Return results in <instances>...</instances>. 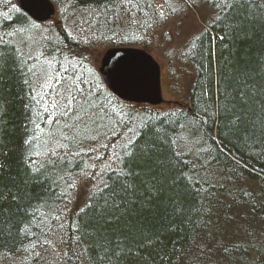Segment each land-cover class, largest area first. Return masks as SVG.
I'll return each instance as SVG.
<instances>
[{"label":"trees","instance_id":"1","mask_svg":"<svg viewBox=\"0 0 264 264\" xmlns=\"http://www.w3.org/2000/svg\"><path fill=\"white\" fill-rule=\"evenodd\" d=\"M50 1L36 24L0 0V263L264 264V0ZM203 1L168 52L186 104L114 98L94 48H149ZM103 137L115 163L73 207Z\"/></svg>","mask_w":264,"mask_h":264},{"label":"rangeland","instance_id":"2","mask_svg":"<svg viewBox=\"0 0 264 264\" xmlns=\"http://www.w3.org/2000/svg\"><path fill=\"white\" fill-rule=\"evenodd\" d=\"M193 4H197L199 0H192ZM204 1L199 5V10L197 9H191L190 11L183 12L182 8H179V13L181 15L179 16V20L175 21L171 19L167 20L165 22L169 23L166 25V28H160L156 32V34H153L151 36V40L148 42L151 44L149 48L143 47L144 50L149 53L157 62V64L160 66V73L162 77V96L164 100V104H162V108L156 107L157 109L164 111L168 108L176 107L180 108L184 106L185 102V95L186 90L184 88V92L182 90H179L178 93L175 92V86L174 84H171V81L166 79V72L167 68H169V57L172 58L173 55H168L170 49H176L180 50V48L189 40V36L192 32L198 31L201 28L204 27V21L208 20L210 15H212V12L210 11L209 5H204ZM178 7H181L179 4ZM192 7V5L190 6ZM179 15V14H178ZM57 18V14L55 15V19ZM175 21V22H174ZM207 22V21H206ZM105 46V45H104ZM104 46H98L96 49L99 51V53L91 52L90 53V60L91 63H97V67L99 65L100 58L102 54L104 53L107 48ZM139 48L142 49L140 46ZM178 53V52H177ZM174 58H178L175 56ZM174 62H176L174 60ZM186 76H184L185 79ZM182 79V81L184 80ZM186 84L184 83L185 87L187 85V80L185 79ZM182 88V85H181ZM84 95L85 91H81ZM130 103V102H126ZM134 104V103H133ZM132 104V105H133ZM137 108H146L149 107L148 105H142V104H134ZM130 108V106H129ZM151 108V107H149ZM131 109V108H130ZM147 109V108H146ZM100 118L97 117L98 121ZM100 143H106L107 148L104 150V148L100 149V160H96L95 156H92L86 160V163L84 165L83 173L79 176L78 180L75 182L74 186V192L72 195L74 196V203L73 207H77L81 205L82 201L85 200V198L88 196L90 190L99 184V180L101 177V173L103 171V168H106L111 164V161L115 163L114 160V145L115 143L113 141H107L104 137L102 140H99ZM71 195V194H70ZM0 264H7V263H0Z\"/></svg>","mask_w":264,"mask_h":264},{"label":"water","instance_id":"3","mask_svg":"<svg viewBox=\"0 0 264 264\" xmlns=\"http://www.w3.org/2000/svg\"><path fill=\"white\" fill-rule=\"evenodd\" d=\"M17 8L36 24L55 19L50 0H14ZM106 90L117 100L157 107L164 104L160 66L143 48H109L97 67Z\"/></svg>","mask_w":264,"mask_h":264},{"label":"snow or ice","instance_id":"4","mask_svg":"<svg viewBox=\"0 0 264 264\" xmlns=\"http://www.w3.org/2000/svg\"><path fill=\"white\" fill-rule=\"evenodd\" d=\"M3 168V165L2 164H0V169H2Z\"/></svg>","mask_w":264,"mask_h":264}]
</instances>
